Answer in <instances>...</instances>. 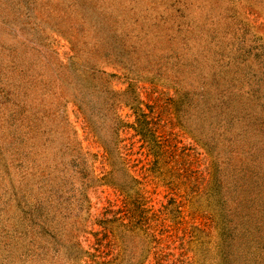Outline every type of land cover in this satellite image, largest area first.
<instances>
[{
	"label": "rangeland",
	"instance_id": "rangeland-1",
	"mask_svg": "<svg viewBox=\"0 0 264 264\" xmlns=\"http://www.w3.org/2000/svg\"><path fill=\"white\" fill-rule=\"evenodd\" d=\"M255 176L264 0H0V264H106L130 195L160 242L121 264H264Z\"/></svg>",
	"mask_w": 264,
	"mask_h": 264
},
{
	"label": "trees",
	"instance_id": "trees-1",
	"mask_svg": "<svg viewBox=\"0 0 264 264\" xmlns=\"http://www.w3.org/2000/svg\"><path fill=\"white\" fill-rule=\"evenodd\" d=\"M140 121L138 120L137 123H139ZM160 152L162 153L163 157L166 159V161L169 162V159L167 157V151H163L162 149L160 150ZM161 153H159L157 151L158 155H161ZM173 157H171V161L173 162ZM157 159L154 158L155 161ZM153 163V162H152ZM174 163V162H173ZM172 168H174L172 166ZM167 169H169V167H167ZM132 180L136 181V182H140L141 180L138 179V177L136 176H132ZM264 184V181L260 180V178H257L255 176V181L251 184L248 185V187L246 189H251L253 187L252 190H255L257 188H259L260 186H262ZM263 190L262 194H260V192ZM254 197L259 198V200L261 201V204L259 205V209L258 211L261 212L264 216V187L262 189H260L259 191H257L254 195ZM18 203L20 204V206L23 207V205L21 204V200L18 201ZM157 210L148 208L147 205H145L143 196L141 198H135L133 199L131 197V195L129 196V198L127 197V199H125L123 206L122 207H118L116 209L112 208L110 209L109 212H111V214L109 215H101L98 216L97 218V223L99 224V226L101 227V229H103L105 236H107V230H113L116 233V230H118V234L120 235L121 239H122V245H119V242L117 240L108 238V239H103V237L105 236H101L98 238V243L95 245L96 248L98 249L99 247H103V249H105V253L108 254H112V256H114V258L110 261L112 262V264H121V261L118 259L121 256H115L120 248H123V246L126 249H129V239L132 238L136 243H132L133 246H142L144 247V244H146L148 247L150 246V249L152 248V243H159L160 239L158 238V235H154L152 232L150 231H146L145 229H141V225H143L144 223V218H146L147 216H149L151 213L152 215H155V212ZM29 212H24L23 217H22V223H28L25 218H27L29 215ZM25 217V218H24ZM13 234V232H11L10 236ZM106 238V237H105ZM137 238L139 241H137ZM141 242V245L138 243ZM144 243V244H143ZM119 245V246H118ZM145 245V248L147 247ZM11 250V246L9 244V246L7 247ZM132 249V247H131ZM134 251V250H133ZM14 252H16L15 254L18 255V259H13L10 257L11 253L9 254V260L10 262L13 264L15 261L19 260V264L24 263L28 258L30 257H34L36 259H40V254H35L33 253V249L31 248H19L16 249ZM140 253L142 254V256L144 254H148V252L141 250ZM139 253V254H140ZM138 254V255H139ZM119 255V254H118ZM141 256V257H142ZM146 256H143V259H145ZM110 261H107L106 264H108ZM142 261L140 260L139 263H141ZM104 263V261L101 262V264ZM128 264V262L126 263ZM129 264H134L132 262H129Z\"/></svg>",
	"mask_w": 264,
	"mask_h": 264
}]
</instances>
